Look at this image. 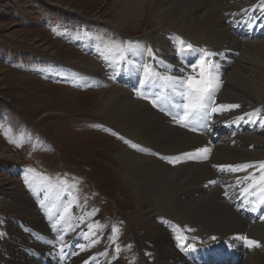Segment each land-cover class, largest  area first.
Instances as JSON below:
<instances>
[{
	"label": "bare ground",
	"instance_id": "1",
	"mask_svg": "<svg viewBox=\"0 0 264 264\" xmlns=\"http://www.w3.org/2000/svg\"><path fill=\"white\" fill-rule=\"evenodd\" d=\"M128 3L129 9L121 14L123 19H119L116 25L136 28L134 24L139 21L152 20L154 31L148 32L150 34L144 38L128 41L123 37L124 41L111 42L112 39L103 36L102 31L94 27H99L98 24L94 23L88 25L83 35L80 30L69 29L68 33L86 50L94 53L100 48L106 50L103 56L109 61L121 57L124 68L116 72L126 73V85L131 86L132 92L122 91L113 80L111 70L89 59L78 64L86 71L83 79L69 73L66 66L56 69L61 72L62 80L69 76L76 86L96 85L101 81L109 85L97 111L119 124L130 142V149L118 150L115 158L124 182L137 198L141 215L152 220L150 229L158 264H193L196 257L213 249L209 244L196 247L192 259L187 261V251H178L162 220L192 229L203 243L227 237L240 241L246 237L244 240L248 246L260 253L255 252L253 260L247 259L240 264H264V255L261 254L264 253V217L254 223V211L250 207L253 201L259 208L261 204L258 202L264 198L259 195V188L251 190L264 187L259 183L264 175V169L260 168L264 162V0H128ZM257 7L259 10L253 13ZM146 10L148 14L144 16ZM189 44L191 49L187 47ZM204 53H214L207 59L210 66H214L212 76L218 90L211 107L193 124L202 133H195L174 119L187 103L175 80L188 75L197 77L196 72L199 77V66L193 70L192 65ZM137 92L148 98L137 95ZM221 104H237L239 107L212 111ZM207 115L211 125L206 120ZM206 124L211 126L214 135L206 134L209 130ZM133 145L143 149L146 155L136 154ZM202 148L210 149L207 159H189L183 155H198L197 150ZM173 158H178V162H170ZM1 162L12 164L14 168L19 164L16 156L0 144ZM249 164L253 166L239 171L220 167ZM37 187L42 190L43 184L40 182ZM46 187L50 195L63 196L55 185L46 184ZM245 188L249 190L245 192ZM11 189L3 188L0 183L1 194L11 199L3 202L2 208L13 211L19 219H26L37 231H43L42 234L48 231L40 211L34 212V205ZM248 193L251 197L244 205L240 203L236 211L238 201ZM94 219L97 224L95 238L108 237L101 244L110 243L113 238L106 236V224L99 216L95 215ZM43 236L46 240L41 243L25 238L23 232L12 237L14 244L8 245L4 264H32L29 255L16 250L21 245L43 251L49 258L52 250L57 251L61 254L58 259L62 258V264L67 262L62 252L64 246L48 239L47 234ZM248 240L257 241L259 246L249 245ZM233 242L238 245L236 240ZM114 259L110 255L101 261L103 264H117ZM82 260L75 261V264ZM44 261L55 264L54 258Z\"/></svg>",
	"mask_w": 264,
	"mask_h": 264
},
{
	"label": "rangeland",
	"instance_id": "2",
	"mask_svg": "<svg viewBox=\"0 0 264 264\" xmlns=\"http://www.w3.org/2000/svg\"><path fill=\"white\" fill-rule=\"evenodd\" d=\"M129 6L128 0H0V144L19 162L15 168L0 163V183L30 201L48 229L42 234L26 219L3 209V202L11 199L0 192V264L7 258L8 245L14 244L12 237L22 232L34 243L46 240L43 235L47 234L48 239L64 246L65 256L69 247L75 246L74 256L63 264L81 259L77 264H103V257L110 255L117 264H158L152 220L141 215L115 158L118 150L130 149V142L119 124L97 111L109 85L101 81L76 86L69 76L62 80L56 69L66 66L69 73L83 79L86 71L79 67L89 59L111 70L122 91L132 92L126 85V73L116 72L124 68L121 57L109 61L103 56L106 50L100 48L97 54L87 51L68 33L69 29L80 30L83 35L94 23L111 42L124 41L123 37L140 40L154 31L152 20L145 18L134 24L136 28L116 25ZM135 148L136 154L146 155ZM40 182L42 190L37 187ZM46 184L55 185L63 196L50 195ZM95 215L106 224V236L113 238L110 243L101 244L108 237L95 238ZM162 223L175 246L193 243L192 239L202 242L183 224ZM27 246L16 250L29 255L32 264H52L44 261L50 258L62 264L57 251L52 250L49 258ZM247 259L253 260V255Z\"/></svg>",
	"mask_w": 264,
	"mask_h": 264
},
{
	"label": "snow or ice",
	"instance_id": "3",
	"mask_svg": "<svg viewBox=\"0 0 264 264\" xmlns=\"http://www.w3.org/2000/svg\"><path fill=\"white\" fill-rule=\"evenodd\" d=\"M181 43H183L181 41ZM189 49L192 48V45H187ZM214 55V53H204L202 58L197 61L196 64L192 65L193 70H195L199 66V77H194L192 75H188L186 78L175 80V85L178 87V89L181 92V96L184 97L187 100V103H184L182 106L181 111L174 116V119L177 120L178 123H182V126L189 127L190 125H193L195 121L201 119L204 114L207 112V109L211 107V103L214 101V95L215 92L218 90V84H215L213 81L212 76V67L210 66V61L207 59L208 57H211ZM148 69H145V72L147 73ZM137 95H143L141 92H137ZM143 98L147 99L148 97L146 95H143ZM155 104V101H153ZM239 105L237 104H231V105H224L221 104L217 108H213V112H218L221 109H230V108H238ZM193 130H195L193 128ZM135 147V145H133ZM210 152V149L208 148H202L197 150L198 155H193L190 153L183 154L185 157L189 159H195V158H202L207 159L208 153ZM167 159V158H165ZM170 162H178V158H173ZM253 165H241V166H220L223 168H228L232 171H239L245 168L252 167ZM260 168L264 169V162H261ZM212 183H215V181H212ZM259 183L264 186V175L261 176ZM249 189L245 188L244 191L247 192ZM262 191H264V187L261 188ZM247 202V201H246ZM259 204L264 205V198L260 199ZM253 211L257 210L256 205H253L252 208ZM113 231H118V229L113 228ZM178 239H180L178 237ZM212 239H215V237H212ZM243 239H247L246 237H243ZM183 241H181V244ZM249 245L252 246H259V243L254 240H248ZM194 247V246H193Z\"/></svg>",
	"mask_w": 264,
	"mask_h": 264
}]
</instances>
